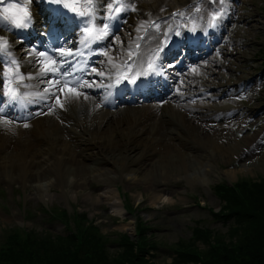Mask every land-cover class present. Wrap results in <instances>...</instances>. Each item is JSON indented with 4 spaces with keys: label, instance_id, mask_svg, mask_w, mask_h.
Wrapping results in <instances>:
<instances>
[{
    "label": "rangeland",
    "instance_id": "1",
    "mask_svg": "<svg viewBox=\"0 0 264 264\" xmlns=\"http://www.w3.org/2000/svg\"><path fill=\"white\" fill-rule=\"evenodd\" d=\"M26 1L31 4L36 2V0ZM192 1L196 0L175 2L157 0L155 3L151 0H132V3L128 4V11L144 23L148 16L163 15L174 7ZM217 1L200 0L199 4L189 5L188 9L180 13L181 28L190 24L191 27L200 25L202 18L210 17L212 11L218 10ZM10 4H18L19 7L9 9L6 14L20 15L23 6L15 1H8L3 6L4 9ZM228 7L221 24L204 38V47L196 49L195 54L191 49L190 56L195 57L197 54L196 59L192 60L188 55L184 67L170 68L167 64L162 67L159 74L170 78L171 82L169 97L155 100L150 96L149 99L139 98L140 101L133 104L100 106L99 111L102 114L99 122L107 124V121L111 120L106 128L105 138L109 139L117 133L124 135L123 139L117 141L111 154L117 159L122 157V163L127 168H132L136 175V179L126 176L116 177L113 183L124 206L122 213L113 210L104 197L103 182L93 176L88 177L82 184V189L78 191H72L69 186L59 188L55 185L48 187L42 185L41 191L44 192L42 195H39L38 187L31 182L25 183L21 178L10 180L0 176V243L4 242L10 230L19 227L26 230L34 229L43 234L65 235L72 231L71 228L75 224L74 216L83 212L90 219H94V223L99 226L102 233L113 238L112 240L116 238L117 233L124 232L134 237L138 233L136 219L138 215L151 226L152 229L148 234L153 235L160 246L155 251V262L169 264L174 256V253H169V248L181 240H190L195 227H207L222 233L228 231L232 223H224L212 215L213 211H218L222 206L214 186L223 181L235 182L241 178L258 180L264 177V55L262 51L264 50V0H229ZM127 17L128 15L122 20V25L109 39L106 47L102 49V58L106 50H116L120 45L126 47V39L132 34L134 26L136 27V24H131V29L123 33L127 25L125 23ZM168 24L163 21L159 29L166 28ZM10 34L8 27L0 24V38H2L0 42ZM184 45L179 47L180 51ZM62 48L65 49L66 46L62 45ZM94 67L96 73L104 72V75L91 72L92 75L82 78L81 83L88 82L95 85L97 82H107L110 72L108 66L99 62ZM4 69V73L8 76L9 66L5 64ZM80 69L83 70L84 66ZM206 77L221 80L223 85L219 87L205 81ZM190 80L202 81L203 84L186 88L184 84ZM158 88L162 89L160 86ZM82 90L84 91V88ZM85 92L93 95L89 89H85ZM177 93L182 96L175 98L173 95ZM188 102L191 106L199 108L200 112L219 113L212 118V121L205 120L213 123V126H205L202 130L211 132L218 129V132L226 137L229 136L224 140L231 149L238 146L236 153H212L211 167H209L198 163L201 160L200 155L193 150L186 154L185 167L183 164L170 162L171 159L163 151L165 144L155 145L153 151H150L148 143L155 133L152 127L153 118L143 121L136 119L134 115H139V108L156 105L162 113L165 110H173L178 104ZM238 109L246 110V113L239 112ZM39 110L41 111L40 107ZM117 110H119L118 119L127 118L130 122L119 123L114 119L112 115H117ZM173 114V117L177 118L178 115L175 112ZM104 115L106 116L103 117ZM10 119L0 115L1 131L5 130ZM67 125L72 132H78L75 122L71 121ZM89 126L93 128L92 124ZM247 126H250V129H246ZM102 136V134L97 135V141L101 140ZM171 136L173 134L168 135L169 140L172 139ZM70 142L75 141L72 139ZM172 142L176 148H183V144L177 139H172ZM75 143L77 146L71 148L74 155H78L77 157L81 158L89 152L84 150L83 144ZM119 145H123L124 150H121ZM7 151L6 148L0 150V168ZM122 151L121 156L119 152ZM160 160H164L170 167L169 175L161 173L150 179V176L146 175V169L158 165ZM230 170H234V173H230L231 179L223 173ZM198 175L202 176L201 179L196 178ZM150 185L156 186L157 189L152 190ZM130 207L133 208L132 211ZM64 210L68 212L69 220H64L61 216L60 213ZM197 244L204 247L201 241ZM116 248L117 245H110L111 251H115Z\"/></svg>",
    "mask_w": 264,
    "mask_h": 264
},
{
    "label": "bare ground",
    "instance_id": "2",
    "mask_svg": "<svg viewBox=\"0 0 264 264\" xmlns=\"http://www.w3.org/2000/svg\"><path fill=\"white\" fill-rule=\"evenodd\" d=\"M151 1L155 3L157 0ZM172 1L175 2L176 0ZM142 7L144 8V6ZM35 8L38 10L42 8V4L39 0L35 3ZM38 14L40 16L42 13L37 11V15ZM127 14L128 17L125 21L127 25L123 33H127V31L131 29V24H137L138 27L145 26L140 23L133 13L127 12ZM170 19H175V21H172V24H180V21H178L179 15L173 16ZM45 23L42 17H38L36 18L35 25L31 28L34 30H43L41 34L45 35L46 31L43 29ZM117 24H122L120 19ZM68 26L73 28L74 23ZM83 28L84 25L80 24L78 21L75 28L70 30V32H73L71 37H68L69 39L66 38L67 41L66 39H60V41L56 40L52 42L48 40L45 42L44 44H51L54 54L49 56L42 51L45 55L40 59L48 58V61L44 62V64L49 65L52 69L55 64H58L60 67V63H57V58L60 57L59 46L64 42L69 46L65 54L67 55L69 50L73 53V55L68 56L70 59L74 58L80 52L85 51L88 47L84 41L86 40L88 32L82 34ZM165 31L168 32V29ZM40 37L37 38L34 43L25 44L17 35H12L9 37L11 41L9 43L7 42L10 46L9 50L12 56L17 59L18 63H21V68H24L23 73L33 76V78L27 82L29 87L25 88V93L28 91L27 95L37 96V101L35 103L47 107V109H43V113L40 117H35L23 124L10 121L4 131L0 130V150L3 148L8 149L5 153L2 167L0 168V176L10 180L21 178L25 183L31 182L38 187L39 195L44 193L41 191L42 185H47V187L55 185L59 188L69 186L72 191H78L82 189L84 181H86L88 177L93 176L98 181L103 182L104 186L102 191L104 197L108 203H110L113 210L116 213H122L124 206L120 200L118 190L113 183L116 177L126 176L136 179V175L132 168L129 169L122 163V157L121 159H117L111 154L117 141L123 139L124 135L122 133H117L109 139L105 138L107 137L106 128L110 125L111 120L109 119L107 124L99 122V117L102 114V112L99 111L100 106L108 104L107 98H105L100 91V89L104 90L105 86L97 82L95 85L89 87L87 85L91 84L85 82L79 87L81 88L79 92L66 86L59 88L62 79L57 80L56 78L58 75L56 74L55 76L51 75L53 77L52 80L48 78V75H38L37 65L35 63H29V61L32 60V55H26V53H32L34 56L39 57L40 52L37 50V47L41 46L44 49H48L44 46L43 42L39 41ZM132 40L133 37L130 35L126 39V47L120 45L116 50H107L105 52L107 55H104L100 63L111 67L113 71L114 67L118 65L119 57L125 51L127 52L129 48L131 52ZM210 60L212 59L210 58ZM53 61H56V63H53ZM84 63L85 61H83V64ZM94 74H96V72H94ZM85 75L88 74L85 73ZM112 76L113 74L111 72L110 78H112ZM15 80H18V77L15 78ZM156 81L161 85L162 89H165L164 96L169 97V94H171L170 82L161 77H158ZM205 81L212 82L219 87L223 85L221 80L217 81L210 77H206ZM71 82H73V80H71ZM109 83H111V81H109ZM199 83L203 84L202 81L194 82L190 80L187 81L184 86L190 89ZM40 84L45 85V88H40ZM83 88L91 90L93 95L82 91ZM159 95L160 94L153 97L160 98L161 96ZM48 96H55L54 102L48 103L46 101ZM173 96L179 98L182 95L177 93ZM158 109L159 107L156 105H148L139 108V115L135 114L134 117L142 121L153 118L152 127L155 133L151 137V142L148 143L150 151H153L155 145L165 144L163 151L169 156L171 163L183 164L186 167V154L194 150V152L200 155L201 160H199L198 163L211 167L210 156H212V153H236V147L238 148V146H234L231 149L224 140L228 139L229 136L226 137L223 133L218 132V129L211 132H204V130H202L205 126H213V123L205 120L211 119L212 121V118L219 114L217 111L215 113L200 112L199 108L191 106L190 102L178 104L173 110H165V112L162 113H160ZM238 110L239 112L242 111V113H246V110ZM117 111V115H112L114 119H117L119 123L130 122L127 118L118 119L119 110ZM173 112L178 115L177 118L173 117ZM0 113H6V109H1L0 106ZM105 116L106 115L103 117ZM71 121L75 122L78 132H72V129L67 125ZM91 124L93 128L89 126ZM246 129H250V126H247ZM99 134L103 136L100 138L101 140L97 141L96 136ZM171 134H173V136H171L173 140L177 139L183 144V148H176L174 146V142H172V139L169 140L168 137V135ZM227 135H229V133ZM72 139L78 144H83L85 146L84 150H88L89 152L81 158L77 157L78 155H74V151L71 147H76L77 145L75 142H70ZM119 146L121 150H124L123 145ZM121 153H123V151L119 152L120 155ZM192 156H195V154H192ZM144 163L145 162H143V164ZM90 164H94L95 166H90ZM169 168L170 167H168V164L164 160H160L158 165L146 169V175L147 177L150 176V179L156 175L159 176L161 173L169 175ZM208 170L210 171V168ZM231 172L234 173V170L223 173L231 179ZM201 177V175L196 176V178L200 179ZM150 188L154 191L157 189L154 185H150Z\"/></svg>",
    "mask_w": 264,
    "mask_h": 264
},
{
    "label": "trees",
    "instance_id": "3",
    "mask_svg": "<svg viewBox=\"0 0 264 264\" xmlns=\"http://www.w3.org/2000/svg\"><path fill=\"white\" fill-rule=\"evenodd\" d=\"M214 188L222 206L212 215L231 222L228 231L195 227L190 240L169 248L174 253L169 264H264V177L241 178L233 186L223 182ZM60 214L70 219L66 210ZM74 223L75 228L65 235L10 230L0 243V264H158L154 257L160 246L149 236L152 228L142 218L137 235L117 233L114 240L85 212L77 213ZM111 244L119 249L111 251Z\"/></svg>",
    "mask_w": 264,
    "mask_h": 264
},
{
    "label": "snow or ice",
    "instance_id": "4",
    "mask_svg": "<svg viewBox=\"0 0 264 264\" xmlns=\"http://www.w3.org/2000/svg\"><path fill=\"white\" fill-rule=\"evenodd\" d=\"M0 2H5V0H0ZM126 4H131L132 0H124ZM48 3L50 4H55V5H60L61 0H48ZM18 4H10L8 5L7 8L4 9L5 13H8L9 9H15L18 8ZM67 8V5L64 6ZM88 7L92 8V12H84L81 11L79 13H76V9H72V13L76 14L75 18L79 21L80 24L84 25V28L82 30L83 33H87L89 31L88 25L92 23L93 21L101 20V21H118L121 18L122 15V10L120 7L115 6L114 0H90V3ZM103 8L105 14L101 15H96L100 11V9ZM128 8L125 7L123 11H127ZM132 10H135V7L133 6ZM23 15L17 18L15 15H7L5 14L3 17H0V24H5L10 31L12 30H19V31H26L29 30L34 23L33 16L31 12L25 8L22 9ZM63 15V13H61ZM173 15H177L174 13ZM182 15V14H181ZM218 17L214 16L213 20L215 21ZM155 27L157 30L159 29V24H155ZM103 28L106 29L107 31L104 33L103 36H97L96 41L102 40L107 38L108 35H111V25L109 23H104ZM177 35L180 33L177 32ZM165 36L167 34L165 33ZM2 39V38H0ZM88 39H91V37L87 38L84 43L88 42ZM95 42V41H94ZM10 46L8 45L7 41L5 40L3 44H0V57H7L6 59L0 60V80L4 79V65H8L9 68H14V76L18 77V82L16 84L17 89H22V88H27L29 85L25 82L26 80H31L33 78L32 75H25L24 73H21L20 68H21V63H18L17 59L12 56L11 51L9 50ZM163 51L162 47H158L156 52L153 54L154 59L149 62L148 68L145 69L143 68L142 65L137 64V68L135 71V75H133L130 79L128 76H125V80H127L128 83H131L137 87H140L142 84L145 83L147 78H149L151 75L155 74V64L156 61L160 59V52ZM26 55H32V60L29 61V63H35L37 65V74L42 75V76H47V75H52L55 76L56 70L52 69L49 65L44 64L43 67H40L42 64V58L45 53L40 52L39 57L34 56L32 53H26ZM73 55V53L69 50L67 55L64 52V49H60V69H63L64 64L68 63L67 56ZM105 55H107L105 53ZM131 60V57H129ZM53 63H56V61H53ZM126 66L129 67L131 70V64L128 62H125ZM71 67V65H69ZM93 72H96V69H92ZM62 75H68L67 73L61 72ZM97 75L103 76L104 72H98L96 73ZM122 81L120 79L116 80L117 84H120ZM89 87L93 85H87ZM47 91V89H46ZM13 100H18L20 97L13 96L11 97ZM27 126V125H25Z\"/></svg>",
    "mask_w": 264,
    "mask_h": 264
}]
</instances>
